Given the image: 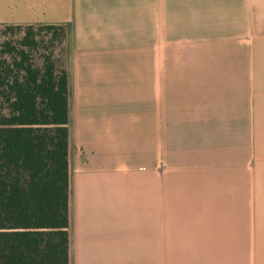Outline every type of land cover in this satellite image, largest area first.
<instances>
[{
  "label": "crops",
  "instance_id": "crops-1",
  "mask_svg": "<svg viewBox=\"0 0 264 264\" xmlns=\"http://www.w3.org/2000/svg\"><path fill=\"white\" fill-rule=\"evenodd\" d=\"M65 30L69 264H264V0H0Z\"/></svg>",
  "mask_w": 264,
  "mask_h": 264
},
{
  "label": "trees",
  "instance_id": "trees-1",
  "mask_svg": "<svg viewBox=\"0 0 264 264\" xmlns=\"http://www.w3.org/2000/svg\"><path fill=\"white\" fill-rule=\"evenodd\" d=\"M65 30L0 28V264H69Z\"/></svg>",
  "mask_w": 264,
  "mask_h": 264
},
{
  "label": "rangeland",
  "instance_id": "rangeland-1",
  "mask_svg": "<svg viewBox=\"0 0 264 264\" xmlns=\"http://www.w3.org/2000/svg\"><path fill=\"white\" fill-rule=\"evenodd\" d=\"M4 27L0 23V28ZM195 257L189 256H172V255H165L164 256V264H189L191 259ZM149 264H155V257H149Z\"/></svg>",
  "mask_w": 264,
  "mask_h": 264
}]
</instances>
